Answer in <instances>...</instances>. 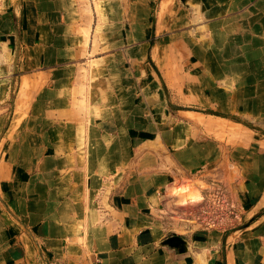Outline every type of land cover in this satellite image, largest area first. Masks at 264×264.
<instances>
[{
  "label": "crops",
  "instance_id": "obj_1",
  "mask_svg": "<svg viewBox=\"0 0 264 264\" xmlns=\"http://www.w3.org/2000/svg\"><path fill=\"white\" fill-rule=\"evenodd\" d=\"M93 4L0 0V264H264V0Z\"/></svg>",
  "mask_w": 264,
  "mask_h": 264
},
{
  "label": "built area",
  "instance_id": "obj_2",
  "mask_svg": "<svg viewBox=\"0 0 264 264\" xmlns=\"http://www.w3.org/2000/svg\"><path fill=\"white\" fill-rule=\"evenodd\" d=\"M202 200L208 203L202 209L206 219L204 226L235 225L238 218L237 205L230 196H227L226 188L221 181H213L210 184V190L206 192Z\"/></svg>",
  "mask_w": 264,
  "mask_h": 264
},
{
  "label": "rangeland",
  "instance_id": "obj_3",
  "mask_svg": "<svg viewBox=\"0 0 264 264\" xmlns=\"http://www.w3.org/2000/svg\"><path fill=\"white\" fill-rule=\"evenodd\" d=\"M84 1H89V3H94L93 5L96 6L97 13L102 17L103 11L106 12L105 9L102 7H106L105 4L107 0H84ZM102 6V7H101ZM98 33L102 34V31H97V36ZM96 36V38H97ZM98 39V38H97ZM103 39V36L101 35L100 40ZM102 48V47H101ZM99 49V47H97ZM215 179L214 181H216ZM219 181V180H217ZM226 188V187H225ZM210 190V185H207L206 192ZM227 191V189H226ZM205 192V194H206ZM173 193L175 194L174 190ZM227 196L229 197V193L227 191ZM203 197L200 200L197 201H190L188 203H182L181 202V197L179 199V203L177 201L171 202L169 208L167 211H164L166 215L169 216L173 221H179V222H188V223H193L197 224L199 226L204 225L206 222V219L203 216V207L205 205H208L206 201L202 200ZM200 201V202H199ZM214 210V209H213ZM217 212V210H216Z\"/></svg>",
  "mask_w": 264,
  "mask_h": 264
},
{
  "label": "bare ground",
  "instance_id": "obj_4",
  "mask_svg": "<svg viewBox=\"0 0 264 264\" xmlns=\"http://www.w3.org/2000/svg\"><path fill=\"white\" fill-rule=\"evenodd\" d=\"M187 190H188L187 186L176 187L174 189L175 193H182L181 201L183 203H186L188 201H194L200 197L198 192H196V191L186 192Z\"/></svg>",
  "mask_w": 264,
  "mask_h": 264
},
{
  "label": "water",
  "instance_id": "obj_5",
  "mask_svg": "<svg viewBox=\"0 0 264 264\" xmlns=\"http://www.w3.org/2000/svg\"><path fill=\"white\" fill-rule=\"evenodd\" d=\"M166 244H169V245H173V246H182L181 250H185V242L184 240L182 239V237H180L179 235H174V236H171L169 237L166 241H165Z\"/></svg>",
  "mask_w": 264,
  "mask_h": 264
}]
</instances>
